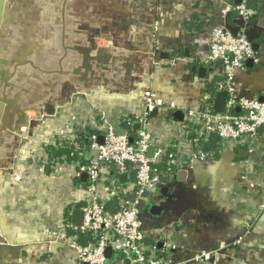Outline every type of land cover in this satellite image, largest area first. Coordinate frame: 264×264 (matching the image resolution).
<instances>
[{
  "label": "crops",
  "instance_id": "crops-1",
  "mask_svg": "<svg viewBox=\"0 0 264 264\" xmlns=\"http://www.w3.org/2000/svg\"><path fill=\"white\" fill-rule=\"evenodd\" d=\"M255 1L261 11L246 32L258 46L260 65L247 63L239 88L264 100V0ZM235 2L0 0V264H77L59 236L64 230L86 243L71 217L86 203L89 181L77 172L82 156L70 161L51 153L63 146L83 153L91 137L103 143L108 129L136 140L137 121L147 113L142 94L149 89L181 109L163 107L144 124L153 137L151 158H164L171 169L144 203L148 231L153 224L164 229L184 246L183 259L192 250L235 245L232 257L221 252L218 264H264V191L250 187L264 184V146L244 158L245 150L233 145L205 153L199 142L213 138L206 141L197 117L190 118L202 111L195 100L213 111L220 93L219 78L202 60L214 27L242 29L237 14L224 15ZM88 39L101 40L104 49L90 56L99 65L84 67ZM173 56L181 60L176 70L168 66ZM104 175L107 184L116 173ZM108 207L116 209L113 202ZM153 234L161 250L162 233Z\"/></svg>",
  "mask_w": 264,
  "mask_h": 264
},
{
  "label": "built area",
  "instance_id": "built-area-1",
  "mask_svg": "<svg viewBox=\"0 0 264 264\" xmlns=\"http://www.w3.org/2000/svg\"><path fill=\"white\" fill-rule=\"evenodd\" d=\"M231 12L243 22L242 29L233 33L226 23L214 27L208 34L202 60L211 76L219 78L216 87L226 95L224 111L215 114L209 105L203 101L200 104L197 99V106L202 111L190 112V118L197 117L196 122L206 141L214 137L218 139L219 154L225 146L233 145L242 147L249 156H253L258 146H264V100L241 91L239 81L240 76L247 71L248 62L260 65V59L246 32V28L252 26L256 12L247 6L245 0H240V4L235 7L227 6L224 15ZM108 45L112 48L111 43ZM180 61L177 56H173L169 68L176 70ZM152 65L160 66L159 61H154ZM180 79L177 76L176 81ZM160 95L150 89L143 92L147 113L145 118L137 121L141 131L136 140L131 141L127 134H117L108 129L102 145L98 144L96 137H91L90 145L83 153H79V157H83V164L78 165L77 172L87 176L89 185L88 199L80 209L82 224L74 231L84 235L86 243L82 245L76 237H67L64 230L59 236L62 250L73 254L77 264H218L221 252L227 258L232 257L235 245L222 247L218 252L192 250L190 257L183 259L182 253H186L184 246L179 247L164 229H157L153 227L154 224L148 231L143 220L145 211L140 212L137 208L140 201L145 204L149 201L150 194L171 171L170 167L166 171L158 170L156 166L162 160L155 162L148 156L153 137L144 129L148 115L163 107L175 111L181 109L176 102ZM196 154L200 160L206 158L199 149ZM108 170H113L116 175L111 179L106 178L108 183L105 184L107 176L104 172ZM120 177H124L122 184L118 180ZM250 187L264 191L262 183L250 184ZM108 202L115 203L116 209H109ZM261 209L264 210V202ZM158 230L162 233L161 250L157 249L159 239H155L153 234ZM150 236L153 240L151 243L148 242ZM235 243H241L239 238ZM107 251L110 252L109 257Z\"/></svg>",
  "mask_w": 264,
  "mask_h": 264
},
{
  "label": "water",
  "instance_id": "water-1",
  "mask_svg": "<svg viewBox=\"0 0 264 264\" xmlns=\"http://www.w3.org/2000/svg\"><path fill=\"white\" fill-rule=\"evenodd\" d=\"M235 4L239 5L240 0H236ZM238 24L242 25L243 22L240 20L238 22ZM231 31H232V29H231ZM235 31H237V30H233L232 32L234 33ZM252 47H253V50L255 52H257L258 46L253 44ZM162 57L164 58L165 56H162ZM91 62H94L97 65H99L101 63V61L98 58H96V59L90 58L89 55H86V57H84V63H83L84 67H87L88 63L90 65ZM123 68H124V70H126V72H129L131 69V66L129 63H125L123 65ZM225 102H226V95L224 93H218L216 100H215V103H214V106H213V111L215 114H222V112L224 111ZM98 144L102 145L103 144L102 140L98 141ZM151 154H152V150H149L148 156L151 157ZM240 154H241L240 158L241 157L244 158L247 155L246 151H243ZM119 183H121V184L124 183V177L119 178ZM137 208L139 209L140 212H142L144 209V201H140ZM82 218H83L82 212L79 210H74L72 212V217H71V226L75 227V228H79L82 224ZM108 254H109V252H107V256H108Z\"/></svg>",
  "mask_w": 264,
  "mask_h": 264
},
{
  "label": "trees",
  "instance_id": "trees-1",
  "mask_svg": "<svg viewBox=\"0 0 264 264\" xmlns=\"http://www.w3.org/2000/svg\"><path fill=\"white\" fill-rule=\"evenodd\" d=\"M247 6L251 9H254V11L256 12V16L259 15L261 9L259 8L258 6V3L255 1V0H245ZM256 18V17H255ZM254 18V20H255ZM78 144L82 145L83 142V139L81 137H79L77 140ZM91 141H87L85 144V150L87 149V147L90 145ZM199 145H200V148L202 151H204L205 153H210V152H215L216 154H218V145H217V138H213V141H209L207 143H203V142H199ZM81 147V146H79ZM81 153V152H80ZM78 154L79 152H75L73 148L71 147H67V146H63L61 149L59 150H55V151H52L51 155L58 158V157H66L68 160L70 161H79L81 160V158L78 157ZM162 163L157 165L156 168L158 170H161V171H166L167 170V167H165V159L163 158ZM80 164H83V160L80 162ZM173 171V170H172ZM164 178H162L163 180ZM161 180V181H162Z\"/></svg>",
  "mask_w": 264,
  "mask_h": 264
},
{
  "label": "rangeland",
  "instance_id": "rangeland-1",
  "mask_svg": "<svg viewBox=\"0 0 264 264\" xmlns=\"http://www.w3.org/2000/svg\"><path fill=\"white\" fill-rule=\"evenodd\" d=\"M5 15H6V13L4 12V16ZM93 32H94V30H92V33ZM88 40L86 41V43H87L86 47L85 48L83 47L84 49L82 50L83 59H84L85 55L91 56V54H92V56L95 57V54L101 52V51H99V48L104 49L103 45L101 47L99 46V44L97 45V43H99L101 40H89V41ZM108 47H109V45H108ZM83 63H84V60H83ZM93 63L94 62H91L90 64H93ZM15 121H17V117H16Z\"/></svg>",
  "mask_w": 264,
  "mask_h": 264
}]
</instances>
